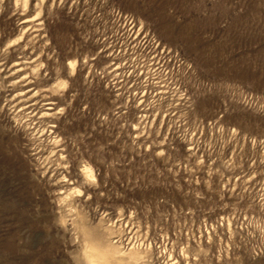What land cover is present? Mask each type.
I'll list each match as a JSON object with an SVG mask.
<instances>
[{
	"label": "rangeland",
	"instance_id": "obj_1",
	"mask_svg": "<svg viewBox=\"0 0 264 264\" xmlns=\"http://www.w3.org/2000/svg\"><path fill=\"white\" fill-rule=\"evenodd\" d=\"M0 264H264V0H0Z\"/></svg>",
	"mask_w": 264,
	"mask_h": 264
}]
</instances>
